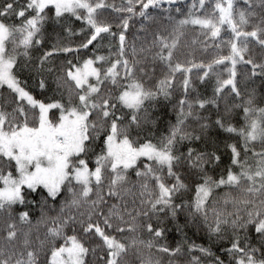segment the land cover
Returning <instances> with one entry per match:
<instances>
[{
    "label": "snow or ice",
    "instance_id": "6c2138e0",
    "mask_svg": "<svg viewBox=\"0 0 264 264\" xmlns=\"http://www.w3.org/2000/svg\"><path fill=\"white\" fill-rule=\"evenodd\" d=\"M102 9L118 22L102 19ZM69 18L87 28L76 33ZM49 23L70 36L87 33L76 47L57 36L38 57L43 71L50 58L77 53L54 80L61 99L50 101L17 75ZM189 30L204 53L215 50L209 60L179 59ZM106 38L107 56L81 60L82 49ZM239 65L250 66L243 90ZM193 69L201 85L215 77L211 95L199 91ZM3 89L0 264H180L184 244L188 264L203 256L225 264L210 247L161 244L166 221L181 233L203 226L210 244L230 230L228 264H264V0H0ZM168 105L174 122L160 131ZM213 130L236 138L225 142L229 163L215 175L224 161L219 146L207 147ZM29 206L39 210L35 224Z\"/></svg>",
    "mask_w": 264,
    "mask_h": 264
},
{
    "label": "trees",
    "instance_id": "16d2710c",
    "mask_svg": "<svg viewBox=\"0 0 264 264\" xmlns=\"http://www.w3.org/2000/svg\"><path fill=\"white\" fill-rule=\"evenodd\" d=\"M109 3H114L117 6L120 5L122 0H108ZM190 2V0H188ZM207 7V5H206ZM101 12L103 13L102 19H105L109 22H112L113 25H115L116 22H118L117 17L119 14L114 13L111 11V9H102ZM8 23H19V20L15 17L8 18ZM70 26L71 28L76 32L80 33L81 28H87L86 25H84L81 21H76L74 18H69ZM167 23V21H165ZM55 29V31H53ZM113 31H118L115 26L113 27ZM135 32V29H132L129 33V40L132 39V33ZM87 33L77 34V35H69L62 27L59 25H53L51 23L46 25L45 29V38L44 43L38 47L33 48L31 50V62L29 64V67L26 70L18 71L17 75L20 78L22 85L28 90L30 93H32L37 99L41 100H60L61 95L60 92L56 90V85L54 83V80L56 76L61 75V69H66L68 67V61L72 60L74 63L76 62V56L77 53H69L67 55L60 53L52 58H50V63L45 65V70L40 71L38 69V57L42 55L43 51L50 50L52 47V44L55 42V38L58 36L61 40V42L64 45L76 47L78 46L81 41L85 38ZM140 35H143L141 33ZM194 39H197V43L193 44L192 41ZM199 38L197 31L189 30L185 33L183 37H181L180 45L178 48L177 56L182 61L187 57V59L194 60L195 62L199 63L201 60L207 61L211 58V54L215 51L214 49H209L208 53H204L202 51V45L199 43ZM95 43V42H94ZM95 52V55H104L107 56L109 54L108 49V40L107 38L102 42V46L99 48H94V46H90L87 50H81L80 57L82 59H86L93 56V53ZM256 58L259 61L261 57L259 56L258 52L256 53ZM20 63H25V58H20ZM47 68H52L53 71L49 72L47 71ZM248 68L250 71V66L246 65H239L238 71L240 75L238 76V80L241 81L240 87L243 90L244 84H243V73L244 69ZM196 69H193V79L197 85H199V91L204 95H211V83H214L215 77H212L211 81L207 84L201 85L198 80L195 79V73ZM40 79H44L46 81L47 87L42 91L39 88V81ZM260 78H256L257 83L259 82ZM0 93H3L5 96H7V90L3 89L0 90ZM180 93L177 92L176 96L174 97L173 102H175V99L179 97ZM10 99V97H9ZM64 99L66 101L67 99V93L64 94ZM0 103H3L2 100H0ZM163 103V102H162ZM10 110V107H9ZM55 111V110H54ZM213 114L215 113V110H212ZM160 114L163 116V123L160 124L159 129L160 131H164L167 123L169 120L174 122V115L171 112V105H168L167 108H161ZM234 123L239 126L241 123L240 117L237 116L234 120ZM212 139L215 141V143H209L207 147L209 150H211L213 147L219 146L218 154L221 156V159L224 161V164H222L219 168L215 169L213 174L220 173L224 167L227 166L229 163L228 161V155L225 154L224 150V144L225 142H235L236 138L229 139L226 134L222 132H217L216 130H213V136ZM201 148L204 147L203 144L200 145ZM259 148V145H257V149ZM226 189H221L219 192L222 194ZM222 206V205H221ZM228 209L232 210L231 205H228ZM23 210L29 211L32 218V223L35 224L37 218L39 217V210L34 207H27ZM17 223H18V215L16 216ZM182 226L185 222V216L181 215L178 221ZM153 224H156V221H153ZM166 224V232L165 236L159 240L161 244H166L167 246L171 248H175L177 245L184 243L185 240L188 241V243L194 242L197 245H202L204 247H210L214 256H219L222 259H224L225 264H228L229 257L225 251L226 247H230L229 239L228 237L231 236V231L229 230L228 233L225 234V238L219 241H214L211 244L209 243L207 239V230L201 226V229H196L189 225L188 227L184 228L183 232H177L175 226L171 224L170 222H165ZM6 227V224L4 223V219L0 218V235L4 234V229ZM23 227H27L26 225ZM148 237V234L145 232L144 238L146 239ZM184 255H181L179 257L180 264H188V261L191 259V256L187 254V244H184V247L182 249ZM196 256H201L199 252L194 253ZM213 257H207L203 256L201 257L202 264H211Z\"/></svg>",
    "mask_w": 264,
    "mask_h": 264
}]
</instances>
